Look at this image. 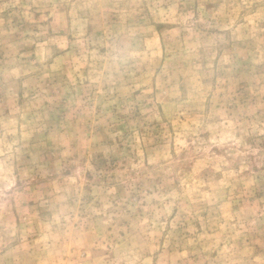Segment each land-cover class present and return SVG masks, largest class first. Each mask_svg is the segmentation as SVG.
I'll return each instance as SVG.
<instances>
[{
  "label": "rangeland",
  "instance_id": "1",
  "mask_svg": "<svg viewBox=\"0 0 264 264\" xmlns=\"http://www.w3.org/2000/svg\"><path fill=\"white\" fill-rule=\"evenodd\" d=\"M0 264H264V0H0Z\"/></svg>",
  "mask_w": 264,
  "mask_h": 264
}]
</instances>
